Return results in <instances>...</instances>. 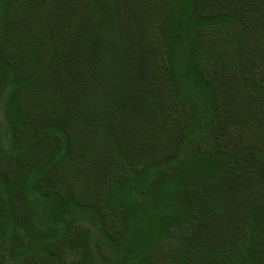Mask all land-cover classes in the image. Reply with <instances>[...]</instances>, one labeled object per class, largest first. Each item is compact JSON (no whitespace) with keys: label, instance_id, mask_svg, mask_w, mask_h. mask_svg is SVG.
I'll return each instance as SVG.
<instances>
[{"label":"trees","instance_id":"16d2710c","mask_svg":"<svg viewBox=\"0 0 264 264\" xmlns=\"http://www.w3.org/2000/svg\"><path fill=\"white\" fill-rule=\"evenodd\" d=\"M24 1L0 0V264H66L61 245L88 243L77 220L125 245L111 264H264V67L241 78L217 48L237 9L28 0L11 59Z\"/></svg>","mask_w":264,"mask_h":264},{"label":"rangeland","instance_id":"374dc122","mask_svg":"<svg viewBox=\"0 0 264 264\" xmlns=\"http://www.w3.org/2000/svg\"><path fill=\"white\" fill-rule=\"evenodd\" d=\"M217 2V3H216ZM209 4H216L219 7L215 9L221 8L225 11H234L233 9H237L235 13L239 15V22L236 21L232 23L224 32L223 37L226 38L225 43H220L217 48H222L226 54V58H223V61H226V65L223 66L224 63H221L222 67H235L237 74L241 78H249L250 71L246 70L245 73L241 74V69L237 67H264V31L261 28L256 31L255 41L251 40L252 37L248 31L245 30V22H250V17L256 16H264V0H208ZM213 9V10H215ZM30 7L28 5V0L21 3L17 8L13 10L12 17L10 20L12 21L10 24H4L6 26L7 32L11 34L10 37L6 36L5 40L3 41V46H6V52L8 53L9 58H14L17 56L19 50L21 49L22 45L24 50L28 47V40H27V30L29 27V19H30ZM246 17V18H245ZM243 18H245L243 20ZM243 20V21H242ZM261 29V30H260ZM241 36L243 38L242 42L237 44L236 37ZM225 40V39H224ZM223 40V41H224ZM236 42H235V41ZM209 43L213 44L212 42L208 41ZM218 44V43H217ZM20 45V47H18ZM241 45L246 46L245 53L241 55L242 47ZM242 56V59L241 57ZM241 59L238 62V59ZM29 67L27 70L31 69ZM244 85V83H243ZM246 86V85H244ZM35 123L33 122V126ZM112 141V138H111ZM113 143V142H112ZM110 154L117 156L120 153H116V149L112 144V148L110 149ZM91 153L86 152L82 154L81 160L79 163L82 164L83 162L88 163L91 160ZM118 158L120 163H124V160ZM83 160V161H82ZM123 161V162H122ZM112 163V162H111ZM110 165V164H109ZM10 166V162L8 159L6 161H0V167H8ZM9 171V170H7ZM77 177L74 178L72 173L69 175L67 179V185L70 188L77 190L78 182L81 180L79 185L82 187H87L86 185L83 186L84 180L82 175H76ZM89 177V176H88ZM90 183H95L94 180H90ZM90 184V187H93ZM64 186V188H66ZM94 188V187H93ZM95 192V191H92ZM77 195V194H76ZM75 230L78 229H85L87 230L88 235V243L85 248L78 247V249H72L70 247H66L65 245H61L58 249V253L64 258L66 264H78L79 261H83L84 264H111L112 261L117 257V254L125 248V245L122 243L117 248H114L111 243H105L104 245L97 244L98 238V231L97 229L89 224L84 220H77L75 225L72 226ZM86 256H85V255ZM84 255V256H83Z\"/></svg>","mask_w":264,"mask_h":264}]
</instances>
